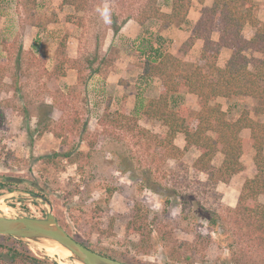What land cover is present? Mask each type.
<instances>
[{"label": "rangeland", "instance_id": "obj_1", "mask_svg": "<svg viewBox=\"0 0 264 264\" xmlns=\"http://www.w3.org/2000/svg\"><path fill=\"white\" fill-rule=\"evenodd\" d=\"M143 1L112 3L107 11L111 23H106L103 0H93L79 54L69 40L74 29L70 25L53 42L32 34L27 18L0 33V177L13 183L11 190H0L6 203L0 215L46 218L52 207L71 236L126 264H237L236 259L264 264V247L256 235H247L248 229L240 231V217L234 213L243 179L217 182L196 167L198 149L185 145L172 154L163 143L167 132L161 123L135 112L122 116L118 90L104 69L120 57L116 49L107 55L98 51L107 44L114 13L132 16L155 0ZM37 20L45 24L43 18ZM138 39L123 46L131 53L148 50L150 42ZM61 44L65 50L58 58L57 52L49 54ZM182 59L185 72L205 65L194 51ZM256 104L243 100L229 111L248 107L254 112ZM194 107L201 108L199 99ZM70 150L75 153L72 160L55 155ZM222 160L217 155L214 167ZM28 192L44 196L50 206ZM258 202L264 203V196ZM17 241L41 259L72 264L68 257ZM0 244L7 245L1 236Z\"/></svg>", "mask_w": 264, "mask_h": 264}, {"label": "trees", "instance_id": "obj_2", "mask_svg": "<svg viewBox=\"0 0 264 264\" xmlns=\"http://www.w3.org/2000/svg\"><path fill=\"white\" fill-rule=\"evenodd\" d=\"M190 5L191 0H174L173 13L165 14L154 2L143 8L138 22L144 25L151 18L161 20L164 26L176 20L183 22ZM257 10L256 0H214L212 7L204 8L192 37L180 49L181 53L187 54L196 40L204 41L202 58L205 65L198 66L191 72L183 71L180 58L164 51L162 47L154 48L152 44L149 45L144 76H159L164 79V86L158 99L149 100L145 105L142 102L140 114L160 119L168 127L163 143L169 145L172 154L181 152L174 140L178 133H183L186 148L194 147L200 151L196 167L208 173L210 178L217 177V182L228 183L234 175L244 170L241 159L252 144L256 151L254 159L257 174L246 181L234 213L240 217V231L248 229L247 235H256L257 242L264 247V203L258 202L259 197L264 195V123L254 120L247 110L237 121H230L222 105L217 102L219 98L252 97L258 101L255 114L264 116V23L258 19ZM248 23L256 28L255 36L250 40L243 34ZM117 31L118 28H115V32ZM215 33H219L218 41L213 40ZM223 48L232 50V56L226 67L220 68L218 58ZM184 91L200 99L201 110L194 117L187 108L176 110L170 107L172 98ZM122 116L129 117L124 111ZM111 120L115 122L114 118ZM121 120L122 118L117 122ZM245 128L252 132L250 140L241 136ZM167 139L169 143H166ZM219 153L224 155V160L216 168L213 160ZM55 155L72 160L75 153L70 150L62 155ZM58 169L61 170L62 167ZM12 186V179L0 177V190H11ZM0 236L7 243L0 244V264H57L47 258L35 256L23 243L11 236ZM72 237L89 249L117 260L97 251L79 238ZM236 263L242 262L236 259Z\"/></svg>", "mask_w": 264, "mask_h": 264}, {"label": "crops", "instance_id": "obj_3", "mask_svg": "<svg viewBox=\"0 0 264 264\" xmlns=\"http://www.w3.org/2000/svg\"><path fill=\"white\" fill-rule=\"evenodd\" d=\"M92 1L93 0H73V2H66L65 0H0V33L5 32L4 29L12 23L24 24L25 22L23 21L25 18H27L26 25H28V28L32 34L38 33L40 37H44V39H50L53 42L61 37L62 32L59 30L62 29L64 25H70L74 27V29H72L73 36L69 37V40L72 41L74 47H76L74 49V52L76 54L82 53L80 37L81 32L83 31V25L91 16L90 10ZM140 1L143 0H139V3ZM256 1L258 2L257 17L261 22L264 23V0ZM133 2L138 3V0H133ZM154 2L157 4V7L160 8L162 13H173L174 0H155ZM103 3L105 4L106 10L111 12L112 3L117 4L129 2H126V0H103ZM213 4L214 0H191V5L186 19L183 22L176 20L172 24L167 26H164L161 20L154 18L147 20L144 25H141L138 22V16L141 12L138 13V11H136L134 15L128 17L124 16L125 13L119 11L114 13V17L112 15L113 24L108 25L107 34L105 37V41H107V44L100 47L98 54L107 55L111 48L117 50L116 53L120 58L113 62L112 65H109L108 67L105 66L104 69H108V80L112 82V87L118 90V100L123 106L122 110L124 109L123 111L127 113L128 116L131 117L130 114L135 112L139 115L140 118L148 119L150 121L155 120L156 122L161 123L164 127V132L168 133V127L163 124L160 119L154 117L150 118L144 116L143 114H139L142 102L145 105L149 102V100L158 99L161 96L163 92L164 79L159 76L146 78L144 76V66L148 50H141L139 53L138 51L131 53L132 50L125 48V46H123V42L129 39H147L150 42L149 45L152 44L154 48L162 47L164 51L180 58L182 60V64V58L187 57L193 51L195 53H200L202 56L204 41L201 39L196 40L194 46L187 54L181 53L180 49L183 44L190 37H192L193 31L197 23L201 19L202 10L206 7H212ZM33 16H35L36 19L32 20ZM68 16L70 21L67 20ZM37 18H43L45 24L43 26L40 24H36L38 21ZM115 28H118L117 32H115ZM41 31L42 33H40ZM65 32L66 30H64V33ZM255 33L256 28L248 23L243 31L244 37L250 40L255 36ZM65 35L67 34L65 33L63 37H65ZM213 40H219V33H215L213 35ZM52 48L53 47H51L50 50H52ZM63 49L65 50V48ZM60 51L61 45L59 49H53L49 52V54H56L57 52L58 58V56L60 55ZM95 52L97 53V47L94 48V53ZM138 54L140 57L139 60L140 62H142L139 66L138 61H136ZM128 56L130 58H127ZM231 56L232 50L223 48L218 58V66L220 68H225ZM130 62H132V64ZM126 80H128L127 83ZM144 97H146V99H144ZM198 99L199 98L196 95L184 91L183 93L177 94L172 98V100L170 101V107L176 110L181 107L187 108L190 115L191 111L195 110L196 113H194V115H191L192 117H194L201 110V108L194 109V105L197 104ZM243 100H252L253 102H257L258 104V101L252 97H238L231 99L219 98L217 102L222 105L223 111L227 114V117L230 121H237L241 117L242 113L247 110L250 112L251 117L254 120L264 123V121L259 120L264 116L256 115L255 112H252L248 107L242 108L239 112L236 113L229 111V109L236 106L238 102ZM223 101L227 104V109L223 105ZM229 113L235 114V118L231 119L229 117ZM241 136L244 139L250 140L252 132L250 129L245 128L242 130ZM181 141H183V144H180ZM174 144L179 149L184 150L186 145L185 135L183 133H178L174 140ZM253 151L256 154V151L254 150L252 144H250L241 159L244 165V170L232 177L233 179L234 177L240 176V178L243 179V184L242 186H240L241 191H243V185H245L246 181L248 179H253L257 174L254 159L255 155L253 157ZM249 153L251 154L250 158L252 165L254 164L253 166L250 165V162L248 160ZM217 155H222L224 160L223 154L219 153ZM245 157L248 161H245ZM245 166L249 169V171L245 169ZM254 170H256V173L254 172ZM251 173H254L255 176H250L249 174Z\"/></svg>", "mask_w": 264, "mask_h": 264}, {"label": "water", "instance_id": "obj_4", "mask_svg": "<svg viewBox=\"0 0 264 264\" xmlns=\"http://www.w3.org/2000/svg\"><path fill=\"white\" fill-rule=\"evenodd\" d=\"M30 196L42 200L50 206L48 200L37 193ZM0 197H4L1 196ZM46 218L22 217L10 218L0 215V235L11 236L17 240L34 244L42 240L56 241L69 250L81 264H126L95 252L75 240L58 222L52 207Z\"/></svg>", "mask_w": 264, "mask_h": 264}, {"label": "bare ground", "instance_id": "obj_5", "mask_svg": "<svg viewBox=\"0 0 264 264\" xmlns=\"http://www.w3.org/2000/svg\"><path fill=\"white\" fill-rule=\"evenodd\" d=\"M4 205H6L5 197H0V209ZM33 246L37 247L39 250L45 251L48 255H55V256L59 255L61 257H68V259L71 261L72 264H81L74 258L73 254L69 250L64 248L61 244H59L56 241L42 240L39 242H35ZM58 262L60 264H67L66 262L63 261H58Z\"/></svg>", "mask_w": 264, "mask_h": 264}, {"label": "clouds", "instance_id": "obj_6", "mask_svg": "<svg viewBox=\"0 0 264 264\" xmlns=\"http://www.w3.org/2000/svg\"><path fill=\"white\" fill-rule=\"evenodd\" d=\"M98 11H99V9H98ZM101 15L103 16L104 21L106 23H110L109 14H108L107 10H105L103 13H101Z\"/></svg>", "mask_w": 264, "mask_h": 264}]
</instances>
